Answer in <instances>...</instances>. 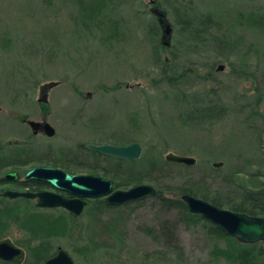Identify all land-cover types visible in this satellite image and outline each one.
<instances>
[{
  "label": "rangeland",
  "instance_id": "rangeland-1",
  "mask_svg": "<svg viewBox=\"0 0 264 264\" xmlns=\"http://www.w3.org/2000/svg\"><path fill=\"white\" fill-rule=\"evenodd\" d=\"M173 1L0 0V177L55 162L68 172L112 180L117 190L146 184L162 196L118 207L95 199L80 216L0 200V240L10 238L26 251L23 264H45L58 248L75 264H105L119 252L168 254L165 225L172 226L183 257L175 253L160 264H264L245 259L264 242L242 244L164 202L188 194L235 212L264 201V178L255 174L264 170V133L260 141L258 134L245 135L247 112L238 118L227 113L255 105L259 97L264 118V0H175L212 22H196L191 34L180 32L168 11ZM155 23L158 36L149 28ZM221 35L229 49L216 40ZM172 69L177 80L183 77L181 86L169 82ZM45 86L52 138L33 136L23 123L43 118L38 100ZM180 92L204 96L217 117L223 115L219 124H180ZM250 123L248 129L264 131V119ZM135 142L143 149L138 160L101 159L85 149ZM17 143L24 148L6 147ZM170 153L196 164L170 163ZM249 193L259 197L247 199Z\"/></svg>",
  "mask_w": 264,
  "mask_h": 264
},
{
  "label": "water",
  "instance_id": "water-1",
  "mask_svg": "<svg viewBox=\"0 0 264 264\" xmlns=\"http://www.w3.org/2000/svg\"><path fill=\"white\" fill-rule=\"evenodd\" d=\"M163 17L164 15H160ZM165 34H171V27L167 25ZM218 70H224L220 66ZM45 87L44 89H46ZM32 128L34 134L38 133L40 128L49 138L55 136V129L49 124H40L34 121L27 122ZM89 149L104 155L125 160H138L141 158L143 149L141 144L135 142L129 145H89ZM166 161L179 165L192 167L196 160L192 157L168 154ZM222 164H214L220 167ZM41 179L48 182L53 187L65 190L73 195L74 199H64L60 195L53 193H42L39 195L31 193H17L8 191L5 197L15 199L19 197L39 198L38 207L40 208H64L74 216H80L87 203L86 199L105 198L109 206H122L130 202L144 200L156 195L157 190L151 185H138L128 190H115L114 183L105 180L102 177L91 175H69L59 169L38 167L26 173V179ZM5 180H17L16 172H9L4 176ZM190 214L199 215L208 220L213 225L220 228L227 236L236 239L242 244H256L264 242V217H253L244 213H237L219 208L205 200L195 198L184 194L181 197ZM25 259V253L22 249L15 246L11 240L6 239L0 242V264H22ZM45 264H75L72 257L62 248L48 259Z\"/></svg>",
  "mask_w": 264,
  "mask_h": 264
},
{
  "label": "trees",
  "instance_id": "trees-1",
  "mask_svg": "<svg viewBox=\"0 0 264 264\" xmlns=\"http://www.w3.org/2000/svg\"><path fill=\"white\" fill-rule=\"evenodd\" d=\"M125 1V0H124ZM177 1V0H176ZM175 0L171 3L173 5H171V7H169V12L172 13L174 15V17L178 20V24L179 26L182 27V29L180 30V32L182 33H192L196 31V22H200V21H204L205 24H207L208 26H212V22H210V18L208 15H201L199 14L197 11L192 10V8H190L189 6L186 5H182L177 3ZM140 12V16H142L141 18H143V14ZM149 28L150 31L158 36L159 33V28L155 23L154 25H150L149 24ZM220 33V32H219ZM218 34V33H217ZM219 35V34H218ZM156 36L153 37V39L151 40L152 45H154V49L156 50V55L159 58L160 56L158 55V42L156 40ZM216 40L219 41L221 48H226L229 49L230 45L228 42V39L226 38V36H217ZM154 50V51H155ZM159 61V59H158ZM172 71V75L168 76L169 82L173 85V86H181L182 82H180V79H182L183 77L181 75L178 76L177 80L175 77H173V75L175 76L176 74V70H171ZM177 98V102L180 105V108L178 110V116H179V121L181 124V120L182 123H187V124H191V123H195V122H207L210 124L214 123V124H219L218 122L221 121V116H223L222 114H218L219 117H217V114L214 113L215 109L214 108H210V104L208 103H204V96L202 95H194V97H188L187 95L185 96V94H183L182 92L179 93V95L176 97ZM206 107L202 108L201 105H204ZM182 108L185 109L184 111H182ZM203 125L205 123H202ZM185 126V125H184ZM34 138V137H33ZM93 154L98 155L101 159L103 158V156L99 155L98 153L92 151ZM107 158V157H106ZM119 159V158H114V157H108V159ZM122 160V159H119ZM123 161V160H122ZM106 173V172H104ZM107 174V173H106ZM121 187V186H119ZM156 198H160L161 193L157 191V194L154 196ZM181 198V197H180ZM178 199L177 202L173 201V200H169L164 198V202H167L169 204V206H174L175 204L179 205V208L181 209V211L185 214H189L188 210L185 206V204L183 203V201L181 199ZM253 206L251 208H253L250 211H247L246 208L241 207V208H237L234 211L238 212V213H245L248 215H253V216H261L264 217V201L262 202H258L257 200H253L252 202ZM214 205V204H213ZM216 206V205H215ZM256 212L260 213V214H256ZM20 220V218H18ZM218 230V232H220L221 234H225L223 231H221L220 229L216 228ZM163 232L164 234L167 236L169 240V249L168 250V254L166 253H162L161 251H154V252H148V253H143V252H139L138 253H134L133 251H129L127 254L123 255L121 252L116 253L114 255V257H110L109 259L106 260V262H104L105 264H160V260L161 259H168V262L172 259L173 261V257L176 256L175 253L180 254V258L181 259L183 257V249L182 247H180V245L177 242L176 236L173 232V228L172 226H168L165 225L163 227ZM175 245V246H174ZM41 249V248H40ZM247 257H245L246 260L248 261H253V260H263L264 259V248L263 249H259V251H257L256 253H248L246 255ZM131 259V261H130Z\"/></svg>",
  "mask_w": 264,
  "mask_h": 264
},
{
  "label": "flooded vegetation",
  "instance_id": "flooded-vegetation-1",
  "mask_svg": "<svg viewBox=\"0 0 264 264\" xmlns=\"http://www.w3.org/2000/svg\"><path fill=\"white\" fill-rule=\"evenodd\" d=\"M48 90H49V88L43 89V95L38 100V103L41 105V110H42L41 112L43 114V118L41 120H37L35 122L40 123V124H45L48 121L47 120V116H46L49 113V107H48L49 106V97H48V93H47ZM254 103H256V104L255 105H252V106L245 105L243 107H240L239 110H234V109L227 110V113H228L229 117H230L231 114H233V116L235 117L236 115L239 116V113L238 112L244 113L246 111L247 112V115L245 116L246 121L243 123L244 125L242 124V127L245 130L244 134L245 135H250L251 132H253V134H258L259 137H260L259 138V141H260L262 139V134L264 133V131L263 132L262 131L261 132H258L260 129H255V128L254 129H248L251 126L250 125L251 124L250 122H252V120H254V118H260V120L261 119H264V118H262V115L257 111V108H259L262 105V98H259L258 97L255 100ZM235 118H238V117H235ZM27 121H29V120H27ZM23 123L25 125L29 126L28 124H26L27 123L26 120H23ZM233 129L239 130L240 127L238 129H236V125L234 124ZM31 134L33 135L32 131H31ZM38 136H45L44 133H43V129L42 128H40L38 130V135H36L35 137H38ZM260 142H261V146H260V150L259 151L262 153L264 151V143H263L262 140ZM6 147L7 148H11V149L12 148H18V149L24 148V147L20 146V144H18V143L17 144H14V145H11L10 144V145H7ZM4 148H5V146H2L0 144V153L2 152V150ZM86 148L88 149V146L85 145V149ZM41 164H43V165L36 166L34 168H38V167L54 168V169L62 170L63 172L68 173L69 175H72V176L73 175H85L86 176V174L68 172V171H66V170L58 167V163H55V162H44V163L41 162ZM34 168H32V169H34ZM32 169H30V170H32ZM30 170H28V171H30ZM13 171L17 173L18 179L17 180H5L4 179V176L7 173L13 172ZM28 171L23 172V174H21L20 171L11 170V171L5 172L2 175V177H0V186H5V185H7V186H13V187H8V188H2L0 190V200L7 201L9 203L15 202V201L30 202L31 203L30 206H32L36 211H40V212H52V211H56V210L67 211L64 208H40V207H38V204H39V201H40L38 197H36V198L19 197V198H15V199H10V198L4 196V194L6 192L11 191V192H17V193H31V194H35V195H39V194H42V193H53V194L62 196L64 199H69V200L75 198L69 192H67L65 190L57 189V188L53 187L52 185H50L48 182H46L44 180L37 179V178H35V179H26V173ZM255 174H257V175L260 174V177L261 178H264V170L261 171V173L258 172V173H255ZM262 186H263V189H264V182H263ZM256 197H259V195L253 194V193H249V194L246 195V198L247 199H250V200L255 199ZM83 200L88 205L89 202L92 199L83 198ZM6 239H10V238L1 239L0 242L3 241V240H6ZM12 243H14V242H12ZM18 248H20V247H18ZM20 249H22L24 251L25 257H26V251L23 248H20ZM58 250H59V248L57 249V251L55 252V254L58 252ZM53 256H51V257H53ZM50 258H48V259H50ZM46 261H45V263H46Z\"/></svg>",
  "mask_w": 264,
  "mask_h": 264
}]
</instances>
